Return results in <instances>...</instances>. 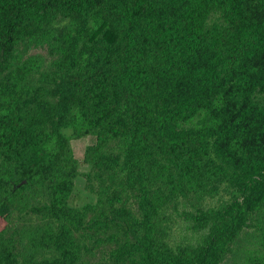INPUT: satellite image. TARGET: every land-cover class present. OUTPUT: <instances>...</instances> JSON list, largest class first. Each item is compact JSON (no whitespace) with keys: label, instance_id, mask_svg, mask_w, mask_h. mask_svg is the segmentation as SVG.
<instances>
[{"label":"trees","instance_id":"obj_1","mask_svg":"<svg viewBox=\"0 0 264 264\" xmlns=\"http://www.w3.org/2000/svg\"><path fill=\"white\" fill-rule=\"evenodd\" d=\"M213 11L226 29L204 26ZM56 14L94 22L107 17L114 36L111 45L101 43L96 51L101 65L95 80L79 84L73 99L70 138L95 137L84 151L85 164L113 169L115 159L101 150L128 134V158L147 167L140 169L141 176L148 169L157 179L175 175L178 183L190 185L210 162V151L232 167L264 170V0H0V50L8 51L22 29ZM36 66L30 60L0 79V157L14 154L25 184L47 181L51 213L69 222L65 202L72 182L62 170L64 143L40 130L53 118L46 102L27 108L36 94L23 80ZM196 117L206 122L191 132L172 130ZM157 158L169 159L173 171ZM257 186L264 193V177ZM223 223L198 246L167 254L158 245L146 249L144 260L212 264V237L228 232ZM68 237L62 224L54 247L61 249ZM260 245L264 252V226Z\"/></svg>","mask_w":264,"mask_h":264},{"label":"rangeland","instance_id":"obj_2","mask_svg":"<svg viewBox=\"0 0 264 264\" xmlns=\"http://www.w3.org/2000/svg\"><path fill=\"white\" fill-rule=\"evenodd\" d=\"M203 24L219 31L228 26L217 11L209 13ZM113 40L107 17L94 22L56 14L22 29L8 51L0 50V79L30 65V60L37 65L23 80L29 92L36 94L27 108L38 101L48 104L53 118L40 130L63 141L67 162L62 170L72 182L65 202L72 219L64 222L51 213L47 181L25 184L14 154L0 157V264L55 260L66 264H147L146 249L159 245V251L171 254L178 247L198 246L222 222L228 232L224 237H212V264H264L260 245L264 193L257 191L264 170L232 167L210 151V162L204 163L190 185L178 183L175 175L172 180L157 179L148 169L141 176L140 169L147 167L128 158V134L109 141L101 150L115 159L113 169L100 170L83 162L84 151L94 145L95 137L70 138L73 99L79 84L95 80L94 71L101 65L96 51L101 43L107 46ZM124 107L123 101L120 113ZM203 122V117H196L172 130L191 132ZM157 160L173 171L169 159ZM213 167L216 170L211 174ZM62 224L69 237L57 249L53 240Z\"/></svg>","mask_w":264,"mask_h":264}]
</instances>
